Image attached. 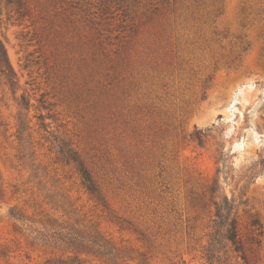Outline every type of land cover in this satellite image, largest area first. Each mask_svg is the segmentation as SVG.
Segmentation results:
<instances>
[{
	"label": "rangeland",
	"instance_id": "374dc122",
	"mask_svg": "<svg viewBox=\"0 0 264 264\" xmlns=\"http://www.w3.org/2000/svg\"><path fill=\"white\" fill-rule=\"evenodd\" d=\"M102 4L0 0L17 95L32 104L21 143L0 71V264H58L75 231L109 241L115 264H208L223 195L246 258L228 246L213 264H264V0ZM51 134L78 150L105 204Z\"/></svg>",
	"mask_w": 264,
	"mask_h": 264
},
{
	"label": "trees",
	"instance_id": "16d2710c",
	"mask_svg": "<svg viewBox=\"0 0 264 264\" xmlns=\"http://www.w3.org/2000/svg\"><path fill=\"white\" fill-rule=\"evenodd\" d=\"M7 3H12L14 0H6ZM101 6L103 15H107L110 12V6L108 2L115 3L116 5L121 4L125 0H102ZM0 71L6 82L11 86L15 99L17 101L19 111L17 114V137L22 143L27 142V138L30 133L26 136L27 130L30 128L28 124V113L32 107L30 99L25 93L17 95V73L11 64L8 56L7 48L0 38ZM40 127L45 130L48 129V125L45 123L46 116L43 114L38 115ZM48 131V130H47ZM49 132V131H48ZM52 148L56 150L57 159L67 165H73L81 176L82 183L86 187L87 191L99 201L105 204V199L101 193L99 185L94 179L91 171L86 166L78 150H76L72 143L64 138L58 137L55 134H51ZM219 181H215V185L212 187V192L215 193ZM215 205V218L213 223V232L211 234L210 241L205 249L204 256L208 264H213L216 259L221 258V253L224 251L226 254L229 249L232 251L242 254L243 258H246L244 253V247L242 239L239 234L238 224V205L235 199H230L227 195L221 196V199L214 200ZM10 215L16 220H23L25 217L16 208L10 210ZM254 225H259L258 220L253 221ZM68 248L75 251V255L67 258H61L57 261L58 264H88L86 259L79 257L78 252H87L96 254L98 257L104 258L106 264H115V259L118 255V251L115 252V247L110 244L109 241L100 236V234H85L80 231H75L72 235L65 237ZM230 247L228 250L227 247Z\"/></svg>",
	"mask_w": 264,
	"mask_h": 264
}]
</instances>
